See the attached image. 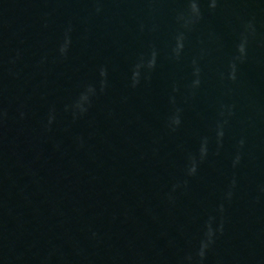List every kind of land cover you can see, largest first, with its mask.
Wrapping results in <instances>:
<instances>
[{
    "label": "water",
    "instance_id": "1",
    "mask_svg": "<svg viewBox=\"0 0 264 264\" xmlns=\"http://www.w3.org/2000/svg\"><path fill=\"white\" fill-rule=\"evenodd\" d=\"M0 264H264V0H0Z\"/></svg>",
    "mask_w": 264,
    "mask_h": 264
}]
</instances>
